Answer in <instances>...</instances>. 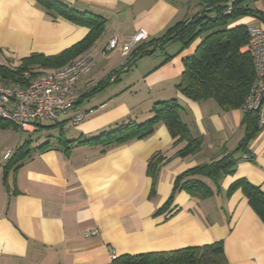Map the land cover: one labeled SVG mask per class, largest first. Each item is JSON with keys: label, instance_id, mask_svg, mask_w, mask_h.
Listing matches in <instances>:
<instances>
[{"label": "crops", "instance_id": "0c3cea01", "mask_svg": "<svg viewBox=\"0 0 264 264\" xmlns=\"http://www.w3.org/2000/svg\"><path fill=\"white\" fill-rule=\"evenodd\" d=\"M60 1L106 19L104 35L87 51L93 55V50L99 53L113 36H118L121 46L145 31L147 39L136 45L133 53L205 7L200 0ZM252 7L264 13V0H253ZM239 25L262 27L264 23L245 17L234 21L231 28ZM88 33L87 28L65 19L53 20L36 0H0L2 64L18 66L32 55L55 56ZM201 42L198 39L183 51L180 43L167 44L155 55L136 60L132 66L140 72L137 74L124 67L130 55H122L117 48L107 59L100 57L79 83V104L55 123L62 133L49 131L32 148L21 155L11 154L9 159H4L9 151L4 152L0 140V264H113L110 250L118 257L135 256L221 241L229 264H264V224L241 189L230 193L239 180H247L264 192V127L244 152L235 154L233 174L217 181L204 179L213 192L210 197L200 200L186 191H174L180 175L234 153L246 134L243 110L225 112L214 100L192 102L176 89L184 61L194 55ZM164 50L166 58L173 56L165 64ZM118 69L123 75L105 77ZM161 79H168L169 86L156 84ZM106 81L103 90L90 95ZM154 84L160 86L155 88ZM140 87L155 92L157 102L178 100L182 121L192 137L202 142L197 153L180 156L187 142H178L163 124L150 138L106 153L97 144H59L61 135L70 142L86 141L129 122L149 120L150 112L138 114V107L126 99L135 96ZM79 114L84 119L75 123ZM9 128L21 131L14 126L0 127V131ZM38 129L35 126L21 132L34 134ZM46 143L49 147L41 150ZM154 155L164 158L155 183L148 174ZM172 195L170 210L157 215ZM93 230L99 234L84 238V232Z\"/></svg>", "mask_w": 264, "mask_h": 264}, {"label": "trees", "instance_id": "16d2710c", "mask_svg": "<svg viewBox=\"0 0 264 264\" xmlns=\"http://www.w3.org/2000/svg\"><path fill=\"white\" fill-rule=\"evenodd\" d=\"M200 1L205 6L204 10L191 19L176 24L161 38L138 47L130 54L128 62L135 63L136 60L153 56L158 50L164 49L172 42L180 43L181 51H183L196 40L202 39L194 55L184 61V71L176 86L178 93L197 103L214 100L225 112L242 110L253 85L255 71L252 55L242 52L249 42V27L239 25L231 28V25L234 21L245 17L255 18L264 23V13L252 7L253 0ZM36 2L53 20L65 19L77 26L87 28L89 33L82 41L55 56L32 55L23 59L18 66L0 63V82L6 86H27L29 82L23 77L26 72L36 76L41 74L39 70L61 69L71 64L76 58L93 48L105 32L107 21L104 17L77 11L60 0H36ZM230 3H232V9L230 13H227ZM2 57L3 51L0 49V60ZM172 57H167L163 64L170 61ZM107 83L106 81L98 84L91 90L90 95L103 90ZM181 111L182 107L177 99L157 102L150 111L152 117L144 123L129 122L115 131L86 141L70 142L61 135L59 144L66 147L74 143L78 145L97 144L103 147V153H106L111 148L150 138L155 134L157 127L163 124L174 139L179 138L178 142H187L185 149L179 152L180 156L195 154L201 149L202 142L192 137L181 119ZM243 124L246 134L234 153L223 154L218 160L199 165L180 175L176 179L174 191H186L200 200L210 197L213 192L204 179L217 181L223 176L233 174L237 163L235 154L240 151L244 152L261 130L257 113H244ZM8 126L13 125L0 120V127ZM48 144H44L40 149L48 148ZM27 150L25 144L17 150L15 156ZM163 164L164 158L159 155H154L149 161L148 174L154 183ZM238 189L242 190L250 208L264 224V192L262 189L247 180L235 182L230 188V193ZM174 196L170 197L157 215L170 210ZM113 264H229V261L225 254L224 243L221 241L173 252L122 256L114 260Z\"/></svg>", "mask_w": 264, "mask_h": 264}, {"label": "built area", "instance_id": "2783aa9c", "mask_svg": "<svg viewBox=\"0 0 264 264\" xmlns=\"http://www.w3.org/2000/svg\"><path fill=\"white\" fill-rule=\"evenodd\" d=\"M237 1V0H233ZM227 13L231 12L232 3ZM249 30V42L245 47L253 57L255 79L242 110L245 113H257L260 128L264 127V26H252ZM147 39L145 31L135 35L130 43L123 46V54L128 56L132 49ZM119 46V39L114 37L100 51V56H107ZM96 66V58L86 52L66 67L50 73L32 76L28 72L23 77L29 82L24 87L6 86L0 82V120L21 131H26L45 122H58L60 117L68 114L78 105V85ZM84 119L80 114L74 118L75 123ZM8 152L4 159L11 157ZM248 158L247 156H245ZM99 231H86L84 238L95 237ZM112 260L118 255L110 250Z\"/></svg>", "mask_w": 264, "mask_h": 264}, {"label": "rangeland", "instance_id": "374dc122", "mask_svg": "<svg viewBox=\"0 0 264 264\" xmlns=\"http://www.w3.org/2000/svg\"><path fill=\"white\" fill-rule=\"evenodd\" d=\"M188 1L189 0H185V3H187ZM191 1L199 2V0H191ZM187 10H188V8H186V11ZM190 12H191L190 14H192L193 11H190ZM194 15H196V13L195 14L193 13V15L191 17H193ZM114 37L118 38V36H113L112 38H114ZM128 43H130V40L126 41L125 43H120L122 45L121 46L119 45L118 49L116 51H120L122 53V55H123V46L125 44H128ZM93 52H94V56L96 58V61H98V59L100 57H101L100 59H103V60L107 59L112 54V52H111V54H109L107 56H100V52L96 53L94 50H93ZM162 53H163V57H165V59H166V56L164 54L165 50ZM149 57H151V56H149ZM160 59H161V57H160ZM128 61L126 60L127 63L124 61V63H126L124 65V67H127V69L131 68V72L130 73H134L136 71V68H134L135 66L134 67L132 66V64H134V63L133 62H128ZM100 65H101V62H100ZM117 67L119 68V66H117ZM117 67H113V68L116 69ZM148 68H151V66L148 65ZM115 69H112V70H115ZM121 69H123V67ZM121 69H118V70H116L114 72L113 71H109V73L107 75H105V77L107 78V77L111 76V74H112V76L123 75L124 72L121 71ZM96 71L100 72V69L96 70ZM135 73L137 74V73H140V72L136 71ZM134 84H135V86H137L139 83L136 81ZM156 84L163 85L165 88L169 86L168 79H161L159 81V83H156ZM156 84H154V87H155ZM160 85H156V86H160ZM156 95L157 94L155 92L151 93L149 88L148 89H142V87H140V88L136 89L135 96H128L126 99L133 106H137L138 107L137 111H138V114H139L140 111H142V112H150L152 110L153 106L157 103L158 97ZM60 119H59V121H60ZM142 123H144V122H142ZM139 124H141V123H139ZM38 128H39L38 131L35 132L34 134H28V133H24V132H21V131H18V130L16 131L13 128H9L10 129L9 131L2 132V133L0 131V140L2 142L3 150H5L4 152L9 151L10 153L15 154L17 152V150L19 149V147L24 146L25 144H26V149H27L29 146L31 147L32 144L33 145L36 144V142L39 139H43V137L47 136L48 135L47 132H49V131L58 130L56 132H58V133L61 132L62 133V131L59 129V126H55V123H51V122L42 123V124L38 125ZM51 133H54V132H51ZM26 142H28V143H26Z\"/></svg>", "mask_w": 264, "mask_h": 264}]
</instances>
